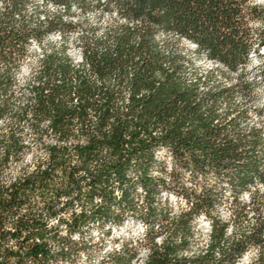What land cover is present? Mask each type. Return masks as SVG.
Instances as JSON below:
<instances>
[{
    "label": "trees",
    "instance_id": "1",
    "mask_svg": "<svg viewBox=\"0 0 264 264\" xmlns=\"http://www.w3.org/2000/svg\"><path fill=\"white\" fill-rule=\"evenodd\" d=\"M8 1L0 14V264H74L100 245L93 227L121 228L130 216L143 238L122 241L102 264H240L250 250L251 263L264 264L256 189L264 130L245 127L238 102L251 95L245 71L261 57L264 33L255 38L250 23L264 21V8L253 0H47L67 16L74 5L116 12L101 37L94 28L83 38L76 60L71 21L29 16L34 0ZM46 41L22 83L32 46ZM204 55L222 69L202 71ZM224 189L234 196L230 220L216 214ZM245 192L251 207L240 202ZM168 194L186 208L174 212L162 202ZM201 216L209 240L193 251Z\"/></svg>",
    "mask_w": 264,
    "mask_h": 264
},
{
    "label": "rangeland",
    "instance_id": "2",
    "mask_svg": "<svg viewBox=\"0 0 264 264\" xmlns=\"http://www.w3.org/2000/svg\"><path fill=\"white\" fill-rule=\"evenodd\" d=\"M105 1L102 0L101 4ZM253 5L257 7L264 8V0H253ZM10 6V2L8 0H0V14L4 11L5 8ZM27 12L29 16H33L34 18L40 17L42 19L46 18H54L58 15H63L65 20L71 21L75 25V29L68 33V43L71 46L72 55L76 60H80L81 50L83 38H92L93 29L95 28V36L101 37L103 32L110 26L115 23L116 20V12L115 11H106L105 9H91L83 12L77 5L72 7V13L70 15L64 14V10L62 8L57 7L47 0H34L31 1L27 6ZM250 27L256 35L260 32L264 33V21H253L250 23ZM264 37V35H263ZM54 42L59 41L60 34L53 35ZM51 41V40H50ZM185 47L190 52L194 51V46L190 44H185ZM258 47V43L256 42L255 48ZM48 49V42H44V44L39 47L37 45H33L31 48L32 54L29 56L28 61L23 67L22 75L20 76V80L22 83L27 78V75L31 71V69L37 64L38 55L41 54V50ZM261 49V48H260ZM259 54L261 57L251 58L249 65L245 71V79L251 85V95L247 97V100L243 102L242 98H238V102L245 103L247 109V122H245V127L249 128H257L260 130H264V51L261 49ZM198 66L202 71H210L212 69H222L219 67L217 63H212L207 60L204 55L199 59ZM224 71V70H223ZM218 79H225L221 74H217ZM231 84H238V76L234 74L230 77ZM160 158H166L169 160L167 155L164 152L160 153ZM25 164L21 166H25ZM20 167L15 166L11 169V172L16 173L19 171ZM256 189L260 192V195L263 197L264 201V183H258L256 185ZM254 192L255 190L252 189ZM251 193L245 192L242 194L240 202L243 205H249V196ZM234 196L230 190L224 189L222 191V196L219 200L216 214L222 218L223 220H230L233 213V203ZM164 204L169 205V207L174 211L178 212V208H186V202L184 199L177 198L173 194L165 195L162 199ZM251 207V205H249ZM254 216L251 212L248 216V222H253ZM209 220L205 216L198 217L195 221L196 235L193 240V251L204 250L208 243V229H209ZM231 227V231H232ZM145 233L144 225L135 217H129L125 223V225L121 228H104L101 229L99 227H93L89 234L92 235L96 239V241H100V245L94 247L93 254L90 258L81 256L78 258L74 264H102L104 257L106 256V252H111L112 250H116L118 246L121 245L122 241L127 240H141ZM140 252L144 253V247L140 248ZM257 256L255 250H250L248 253L244 255L240 264H252ZM58 264H70L68 262L58 263Z\"/></svg>",
    "mask_w": 264,
    "mask_h": 264
},
{
    "label": "bare ground",
    "instance_id": "3",
    "mask_svg": "<svg viewBox=\"0 0 264 264\" xmlns=\"http://www.w3.org/2000/svg\"><path fill=\"white\" fill-rule=\"evenodd\" d=\"M262 50L264 51V47L262 48ZM255 59V58H257V56L255 55V54H253V56H252V59ZM208 224H209V222H208ZM210 227V226H209Z\"/></svg>",
    "mask_w": 264,
    "mask_h": 264
}]
</instances>
